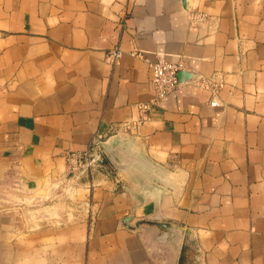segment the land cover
Masks as SVG:
<instances>
[{
    "label": "crops",
    "instance_id": "crops-1",
    "mask_svg": "<svg viewBox=\"0 0 264 264\" xmlns=\"http://www.w3.org/2000/svg\"><path fill=\"white\" fill-rule=\"evenodd\" d=\"M97 136L158 180L70 175ZM0 264H264V0H0Z\"/></svg>",
    "mask_w": 264,
    "mask_h": 264
},
{
    "label": "built area",
    "instance_id": "built-area-1",
    "mask_svg": "<svg viewBox=\"0 0 264 264\" xmlns=\"http://www.w3.org/2000/svg\"><path fill=\"white\" fill-rule=\"evenodd\" d=\"M189 19L193 24H195L197 22L204 21L206 16L204 14L191 12L189 14ZM122 54L123 51L120 47H114L108 51L106 60L110 64L115 65L122 57ZM149 66L151 69L150 88L152 96L148 103H144L139 106V111L141 113L140 121L146 120L150 108L167 101L170 95L178 88V74L181 71L182 63L180 61H170L166 58V56H160L155 61L149 62ZM211 105L217 106V102L213 100ZM131 127V123H125L122 125L123 129H131ZM107 140L108 139H104L103 136H97L92 140L90 145L91 148L89 150L85 152L69 151L65 155L67 172L74 176L98 165L101 153L103 152V145ZM90 150L94 152H91ZM95 154H97V156H95Z\"/></svg>",
    "mask_w": 264,
    "mask_h": 264
},
{
    "label": "water",
    "instance_id": "water-1",
    "mask_svg": "<svg viewBox=\"0 0 264 264\" xmlns=\"http://www.w3.org/2000/svg\"><path fill=\"white\" fill-rule=\"evenodd\" d=\"M186 76L183 71L178 74L179 80ZM103 153L110 164L120 171H142L151 178L158 180L157 174L161 173V168L137 154L130 145L122 142L119 138H109L103 145Z\"/></svg>",
    "mask_w": 264,
    "mask_h": 264
},
{
    "label": "rangeland",
    "instance_id": "rangeland-1",
    "mask_svg": "<svg viewBox=\"0 0 264 264\" xmlns=\"http://www.w3.org/2000/svg\"><path fill=\"white\" fill-rule=\"evenodd\" d=\"M49 192H50V190H49ZM43 195H45V194H43ZM46 195H47V194H46ZM46 195H45V196H46Z\"/></svg>",
    "mask_w": 264,
    "mask_h": 264
}]
</instances>
